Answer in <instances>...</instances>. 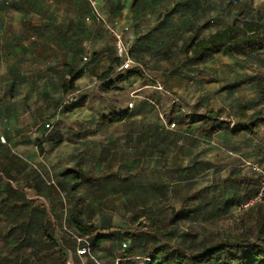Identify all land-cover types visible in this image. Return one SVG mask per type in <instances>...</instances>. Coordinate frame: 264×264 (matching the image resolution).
I'll return each mask as SVG.
<instances>
[{"label": "crops", "instance_id": "1", "mask_svg": "<svg viewBox=\"0 0 264 264\" xmlns=\"http://www.w3.org/2000/svg\"><path fill=\"white\" fill-rule=\"evenodd\" d=\"M4 1L0 0V117L9 115L10 111L22 114L31 110L29 104L22 105L18 110V101L35 100L36 102L32 106L40 112L41 110L45 112L47 106L43 101L48 99V83L54 80L53 85L57 92L64 96L63 83L70 67H74L78 71L86 67V70L75 81L78 95L82 94V90L90 83L96 85V91L100 92V89L106 95L107 92L119 90L125 91L127 94L129 85L138 84L143 85L137 89L138 91L150 88L155 90L154 94L152 93V99L143 97L141 94L136 95L133 102H130L134 106L129 111L128 118L123 122L78 125V128L75 126L72 130L73 139H70L73 148L70 159L75 167L55 175L56 182L53 181L52 185L49 182L50 178H46L45 175L28 171L29 165L26 170L33 175H39L41 183L46 182V186L42 184L40 189L33 188L35 185L32 184V188L26 190L29 200L42 202L48 210L51 208L57 212L65 211L69 213L67 215L73 222L94 223L98 228L96 235H110L112 234L111 230L119 228L139 234L135 240L124 238L119 234L112 235L100 244L94 253L96 260H93L88 255L77 254V250L92 243V239L78 238L72 231L74 226L72 222H67L65 219L59 221L58 227L61 236L59 237V246L55 251L58 254L62 250L68 264H119L122 261L125 263L130 260L134 261L132 264H143L139 261L145 257L148 248L158 243L147 233L139 231L137 225L131 223L132 215L130 213L133 209L148 208H152L156 212H169V208H179L181 200L186 195L206 186L198 188L196 185L198 179L203 175H197L195 171L197 168L194 169V163L198 160V155L194 153L192 146L194 139L190 137L186 141L188 143L185 144L187 151L184 158L176 154L179 142L175 137L168 136L166 141L167 132L164 131V128L168 130L167 125L158 127L156 124V85L152 84V81L149 85L142 77H136L118 82L120 76L118 74L113 75L114 77L106 76L104 80H101L96 71L95 73L87 71L86 65L91 59V67L97 70L98 66L104 64L103 59L110 67L113 58L116 57L114 39L100 37L91 25L93 22L86 21V18L91 15L87 0H60L61 2H57V4H61V6L57 7L54 13L45 12L49 9L44 3L47 2L46 0L40 2L39 9H36V0H12L11 7H6ZM54 1L50 0L49 4L51 5ZM189 1L191 5L195 3L202 6L200 0ZM78 5L81 6L80 14L77 11ZM52 8L54 7L52 6ZM195 10L193 9V11ZM198 12L199 18L190 19L189 28L203 23V16L200 13L202 10L200 9ZM173 16L176 18L175 15L171 17ZM35 17L43 25L41 36L44 37L42 39L44 42L41 45H27L26 41L33 35V32H30L26 26L23 27L22 21L25 22L26 18H29L30 21ZM130 17L131 15L127 14V18ZM171 17L169 16V19ZM82 18L85 24L90 25L87 32L78 27V22L82 21ZM162 20H155L151 30L153 35L156 36V33L159 32L167 37H174L178 34L176 26L171 23L164 26ZM128 39L133 45L130 32ZM75 41L77 42L74 44L75 46H70ZM166 41L169 42V39ZM228 48L233 47L224 48L220 54ZM209 55L212 54H205L201 62L190 60L185 63L200 65L199 74L205 73L203 81L204 79L209 80L206 77L208 73L214 74L212 67L207 62ZM85 57H87V61L84 60ZM230 62L231 64H241L242 71L250 68V64L241 58ZM253 70L254 73L249 76L248 80L243 78L235 83L227 85L224 83L221 86L219 85L223 81L218 75L211 77V83L204 81L203 84L194 77L191 79L192 82H189L190 77L187 75L181 83L169 79L164 81L168 84L169 89L177 95L178 100L189 105H199L197 114L202 116L207 109L218 110L224 107L221 102L222 96L226 92L233 93L225 91L226 87L236 85L244 80L248 81L247 84L250 80H256L257 70ZM209 87H215L216 90L211 91ZM81 106H83V102ZM111 107L112 104L106 102L97 105L95 110H103L106 114ZM197 125L200 126V124L194 126ZM262 127L264 125L257 128L259 135L256 137L247 133L234 135L230 130H224L209 139L211 143H214L217 137L226 138L230 144H222L218 149L225 154H234V158L239 159H232V164L224 169L225 179L229 175L243 176L252 173L247 166L248 163L241 164L240 154L244 151V145H242L244 143H247L250 154L245 162L264 165V145H257L258 138H262L264 143V136H261ZM202 138L203 141L209 142L203 136ZM161 147H167L169 151L173 149V152L168 153V156L163 157V160L160 158L161 153L158 154L156 151V148L161 150ZM204 160L207 159L204 158ZM86 162L93 165V171L85 169ZM78 169L92 175L103 174L105 178L99 183L79 184L73 189L74 183L65 174ZM202 171L208 175L210 170L204 168ZM51 178L53 180L54 176ZM35 184L37 183L35 182ZM87 186H92L95 189L93 196L97 197L96 201H91L92 196L84 189ZM97 199L104 201H97ZM114 199L117 201L112 203ZM106 201L110 203H106ZM118 206L127 213L124 219L115 218L113 215L105 213ZM49 264L56 263L50 262Z\"/></svg>", "mask_w": 264, "mask_h": 264}, {"label": "rangeland", "instance_id": "2", "mask_svg": "<svg viewBox=\"0 0 264 264\" xmlns=\"http://www.w3.org/2000/svg\"><path fill=\"white\" fill-rule=\"evenodd\" d=\"M36 1V9H39L38 5L40 2H44V0ZM46 1L44 3L49 9L45 12L54 13L57 7L61 6V4H57V2H61L60 0H55L51 5L49 4L50 0ZM200 1L202 6L193 3V7L196 9L195 11L192 10L189 0H115V2H112V0H97V3L100 12L108 21L113 24H118V26L123 24L130 26V34L133 41L130 49V52H132L131 55H133V65L131 68L140 67L143 70L141 77L145 83L150 85V82L153 80L158 82L156 86V124L158 127H165L163 125H167L168 130L164 128V131L167 132L166 141L168 140V136L175 137L179 142L176 148V154L184 158L187 151L185 144L188 143L186 141L190 137L194 139L192 145L193 151L198 155V160L194 163V169L197 168L195 169L197 175H203L198 179L196 185L198 188L204 185L211 187L209 195L203 205V216L195 224L197 230L203 234L211 235L215 233L241 234L252 228L254 214H252V210H239L237 206L230 208L228 204H225L226 202L238 205L244 198V191L238 190L234 183L231 181L223 183L226 176L223 172L224 169L232 164V159L239 160L238 158H234V154H225L218 149L221 148L222 144H230V142L226 138L221 137H217L214 143H211V140H208L209 142H206V140L203 141L201 126L197 125L189 129L178 128V126L172 128L170 126L171 124L165 120V115H171L174 104L179 105L187 113L190 112V108L186 106L188 103L178 101L177 95H174L171 90L165 89L162 82L169 79L181 83L184 81L185 75H187L190 77L189 82H192L191 79L194 77L197 78L199 83L203 84L204 77H201L199 74L200 65H190V63L185 64L186 62H184L181 66L169 71L171 64L164 61L163 56L164 54H169L172 57L177 56L181 43L192 31V27H188L189 21H191L190 19L194 17L198 19L200 16L198 10H202L200 12L203 16L202 24L205 22L208 23L207 27L200 31V36L207 37L233 23L243 26L251 21L264 19V0ZM8 6L11 7V2ZM77 11L80 14V5H78ZM127 14L131 15V17L127 18ZM172 15H175L176 18L174 16L171 17ZM169 16L171 17V21ZM156 19H163L167 21V24L171 23L173 26H176L178 34L174 37H167L159 32L156 33V36L155 34L153 35L151 30L154 27L153 25ZM22 23H24L23 27L26 26L30 32H33V35L26 41L27 45H41L44 42H42L44 37L41 36V28L43 25L40 24L39 20H36L35 17L29 21V18H26L25 22L22 21ZM91 25L100 37L105 36L111 39L112 36L106 34L96 22L91 23ZM88 26L90 25L85 24L83 18L82 21L78 22V27L84 32L89 31ZM36 29L39 31L37 32ZM166 39H169V42ZM92 42H95L94 39ZM76 43L75 41L70 46H75L74 44ZM116 58L117 54L113 58V62ZM240 58L243 61H247L245 56L241 55L236 48L225 49L221 54L218 52L209 55L207 62L212 67L214 74L208 73L206 77L212 80V76L218 75L223 81L219 86L224 83L226 85L232 84L243 78H247L248 80L249 76H252L254 73L253 68L242 71L240 69L241 64H231L230 62L239 60ZM119 60L121 64L122 60L120 58ZM102 61L104 64L98 66L97 70H94L96 68L91 67V59L86 65L87 71L89 73H95L96 71L99 76L106 75L111 77H114L112 75L114 73L118 75L125 73V70L118 71L116 69L114 71L113 62H111L109 67L105 59ZM53 83H55L54 80L48 83V99L43 101L44 105L46 104L47 106L45 112L43 110L40 112L32 106L35 104V100H27V102L18 101L17 109L20 110L22 105L27 106L29 104L31 105V110L28 113L20 114L10 111L9 115L3 118L0 117V143L3 146L0 148V155L8 150L12 156L18 158L20 169L24 167V164L28 163V171H35L39 175H45L46 178H50L49 182L51 185L53 181L56 182L55 175H59L58 173L61 171L75 167V164L70 159V155L73 152L70 139H73L72 130H74L75 126L111 123L105 117H110L115 113L131 111L134 105L130 104V102H133L136 95L141 94L143 97H150L152 99L153 92L155 91L152 88L138 91L137 89L143 86L142 84H138L129 85V92L127 94L125 91L119 90L116 92H107L106 95L100 89V92L96 91V85L90 83L91 85H86L80 95H78V92H73L62 96L57 92ZM209 90L215 91L216 88L209 87ZM82 102L83 106H81ZM106 102L112 104V107L106 114L103 110H95L97 105ZM221 102L224 105L222 107L224 112L221 120L229 122L230 127L240 118L239 111L241 109L246 110L249 115L264 114V93L261 91L257 80L254 79L250 80L249 84L245 87L233 93L226 92L222 96ZM47 123H50L49 128L45 126ZM261 136H264V127H262ZM257 140L258 146L264 145L262 138H258ZM242 145H244V151L240 154L242 159L241 164L251 163L245 162L250 155L247 143ZM156 151L158 154L161 153L160 158L163 160V157L165 158V156H168V153H172L173 149L169 151L167 147H161V150L156 148ZM204 158L207 160H204ZM2 165L3 161L0 159V167ZM84 166L88 171L94 170L93 165L89 162H86ZM204 168H209L208 175L202 171ZM53 176L54 179L52 180L51 177ZM84 189L92 196L91 201H96L97 197L93 196L95 189L92 186H87ZM29 197H32L30 193ZM97 201L104 200L97 199ZM108 202L106 201V203ZM168 210L171 209L169 208ZM105 213L111 214L119 219H124L127 214L120 206L114 207V209ZM165 213H160V219L163 218ZM130 214L132 215V212ZM140 223H144V221L140 220ZM186 230L187 226L183 224L180 231L176 233L175 240H181V234L185 233Z\"/></svg>", "mask_w": 264, "mask_h": 264}, {"label": "trees", "instance_id": "3", "mask_svg": "<svg viewBox=\"0 0 264 264\" xmlns=\"http://www.w3.org/2000/svg\"><path fill=\"white\" fill-rule=\"evenodd\" d=\"M11 1L5 0V6L10 5ZM191 8L195 9L193 5ZM162 22L164 26L167 25V21L162 20ZM207 25L208 23L205 22L192 26L191 34L179 47L176 57L164 54V61L171 64L169 71L186 61L201 62L205 54H214L224 48L233 47L245 56L250 68L257 70L256 80L264 93V19L251 21L243 26L233 23L207 37H201L200 31ZM113 63L115 71L120 64L119 58L117 57ZM85 68L78 71L70 67L66 72L63 83L65 95L76 92L75 81L86 70ZM142 72L140 67L127 69L118 77V82L141 77ZM105 77L106 75L100 76L101 80ZM201 77H205V73H201ZM204 81L212 82L207 79ZM247 83V80L241 81L226 87L225 91L234 92ZM152 84L157 86L158 82L152 81ZM162 84L165 89L170 90L165 81ZM186 106L190 108L188 113L174 104L171 115H165V120L170 124L174 123L178 128H191L195 124H200L202 136L208 140L224 130H230L234 135L247 133L256 137L259 135L257 128L264 125V114L249 115L244 109L239 111V120L230 127L229 122L221 120L223 109H207L201 116L197 114L199 105ZM128 116L129 111H126L115 113L105 119L111 123H120ZM47 125L50 123L45 126ZM2 147L0 143V148ZM0 159L3 161L0 167V264H49L50 262L68 264L62 250L58 254L55 251L61 236L58 223L64 219L74 224L72 231L78 238L92 239V243L85 247L89 248L87 255L93 260H96L94 253L100 244L112 235L119 234L132 240L138 237L139 234L121 228L110 229L112 233L110 235H96L98 228L94 223L73 222L68 216L69 213L57 212L51 208L48 210L42 202L29 200L26 190L32 188V184L35 185L33 188L40 189L42 184L46 186V182L41 183L39 175L26 172L27 164L20 169L18 158L12 156L8 150L0 155ZM65 176L74 183L73 189L79 184L93 185L105 178L103 174L92 175L81 169L69 171ZM227 181L234 183L238 190H244L243 201L238 205L225 202L230 208L235 206L239 208L242 204L254 200L261 188L260 176L255 173L243 176L229 175L223 183ZM210 188L205 186L186 195L181 200L180 207L166 212L162 219H160L161 212H156L152 208L132 210L131 223L137 225L139 231L147 233L158 243L150 246L145 257L139 262L143 264H264V200L257 201L248 208L254 214V224L246 232L203 234L197 230L195 224L203 216V205ZM140 220L144 223H140ZM183 224H186L187 230L181 234V240L177 241L176 233ZM133 262V260L125 263L122 261L119 264Z\"/></svg>", "mask_w": 264, "mask_h": 264}, {"label": "built area", "instance_id": "4", "mask_svg": "<svg viewBox=\"0 0 264 264\" xmlns=\"http://www.w3.org/2000/svg\"><path fill=\"white\" fill-rule=\"evenodd\" d=\"M91 9V15L86 18L87 22H96L98 25L103 27V29L112 36L114 39L115 49L117 57L122 60V63L116 69L118 71L127 70L133 65V58L130 52L131 41L128 39L127 35L130 32L129 26L123 24L118 26V24H113L100 12L97 0H87ZM87 61V57L84 58ZM172 128L175 127V124L170 125ZM50 125H47L49 128ZM264 155V149H263ZM247 166L250 168L252 173H255L260 176L261 188L257 197L250 201L249 203L242 204L239 207V210H247L253 203L257 201L264 200V165L258 163H248ZM89 254V248L83 247L78 250V255H87Z\"/></svg>", "mask_w": 264, "mask_h": 264}]
</instances>
